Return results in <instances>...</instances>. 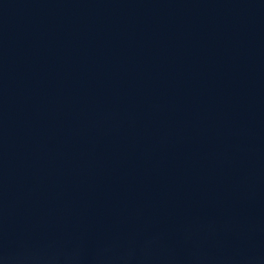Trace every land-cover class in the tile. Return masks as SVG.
Listing matches in <instances>:
<instances>
[{"label":"water","instance_id":"1","mask_svg":"<svg viewBox=\"0 0 264 264\" xmlns=\"http://www.w3.org/2000/svg\"><path fill=\"white\" fill-rule=\"evenodd\" d=\"M0 264H264V0H0Z\"/></svg>","mask_w":264,"mask_h":264}]
</instances>
